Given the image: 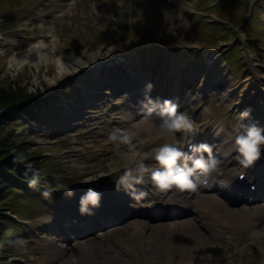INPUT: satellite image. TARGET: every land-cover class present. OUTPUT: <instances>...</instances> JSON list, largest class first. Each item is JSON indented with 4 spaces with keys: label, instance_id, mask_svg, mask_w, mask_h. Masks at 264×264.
I'll list each match as a JSON object with an SVG mask.
<instances>
[{
    "label": "rangeland",
    "instance_id": "obj_1",
    "mask_svg": "<svg viewBox=\"0 0 264 264\" xmlns=\"http://www.w3.org/2000/svg\"><path fill=\"white\" fill-rule=\"evenodd\" d=\"M16 1L17 15L6 14L0 20V77L24 83L33 95L57 92L50 120L31 122L21 138L42 152L49 169L47 177L59 187L50 190V197L39 192L18 197L22 206L18 209L24 213L12 215L17 225L0 241L5 263L56 264L51 257L55 246L77 244L65 264L97 254L101 258L94 264H264V225L255 227L261 239L235 246L208 233L195 221L194 212L157 222L146 219L142 211L90 237L67 240L57 234L66 218L60 219L73 207L77 209L78 198L89 185L107 195L116 175L130 162L123 152L131 149L127 145L117 147L109 140L114 126L136 134L135 143L142 146L137 148L144 153H151L162 141L152 124H143L146 119L138 115L140 109L126 111L127 103L124 99L120 102L122 89L108 81V75L124 81L138 103L146 82L158 87L160 84H155L162 80V91L173 94L176 76L183 75L189 86L183 88L185 97L176 94L182 103L179 111L187 112L203 127L225 134L224 141L243 108L250 110V118L264 125V108H260L264 104V57L251 54L248 43L261 48L254 33L257 30L264 35V7L259 10L255 32L247 29L244 35L240 25L232 26L241 41L245 64L244 77L237 81L224 67L212 64L216 53L211 48L223 41L218 38L221 32L214 30L216 24L211 23L222 19L209 0H66L55 11L44 6L45 0ZM140 39H145L143 47L136 45ZM101 82L116 88L105 91ZM104 92L108 96L98 101L94 93ZM157 98L162 99L160 94ZM9 110L1 109L0 113ZM153 140L156 145H151ZM62 184L75 189L71 198L60 190ZM128 207L135 211L136 203ZM187 223L190 230L183 229ZM137 225H145L142 236L134 233ZM191 240L195 243L183 250L185 241ZM107 247L113 252L105 256Z\"/></svg>",
    "mask_w": 264,
    "mask_h": 264
},
{
    "label": "clouds",
    "instance_id": "obj_2",
    "mask_svg": "<svg viewBox=\"0 0 264 264\" xmlns=\"http://www.w3.org/2000/svg\"><path fill=\"white\" fill-rule=\"evenodd\" d=\"M152 87L150 81L145 83L139 106L144 118L158 130V138L164 142L151 153H144L137 148L135 135L129 128L117 125L109 134V140L117 147L127 145L131 149L123 152L130 162L116 175L114 187L117 191L123 190L134 204L143 202L149 192L155 195L173 189L197 191L211 183L227 187L232 176L241 174L264 151V125L250 118L248 108L241 109L225 141L236 164L230 170L229 179L224 180L229 169L219 156L213 154L212 145L191 140L195 122L189 114L177 111V105L170 99L151 97ZM126 96L127 93L120 102ZM149 160L154 163H149ZM40 182L39 172L33 170L28 177L29 185L36 187ZM60 190L67 198L75 194V189L67 184H62ZM43 195L50 197L51 191L45 190ZM101 195L95 186L89 185L78 198V212L92 215L93 210L100 206Z\"/></svg>",
    "mask_w": 264,
    "mask_h": 264
},
{
    "label": "trees",
    "instance_id": "obj_3",
    "mask_svg": "<svg viewBox=\"0 0 264 264\" xmlns=\"http://www.w3.org/2000/svg\"><path fill=\"white\" fill-rule=\"evenodd\" d=\"M209 2L222 19L221 22L212 24H216L213 26L214 30L221 32L218 38L223 41L222 45H215L211 49L238 80V77L243 75L244 59L241 58L239 48L241 41L232 26L240 25L244 30V35H246L247 29L255 32L254 27L260 16L259 10L264 7V0H209ZM251 2L253 3L248 9ZM1 5L0 20L16 8L17 1L4 0ZM16 15V13L10 14L13 17ZM217 34L216 36H218ZM214 36L212 39L217 41L218 38ZM254 37L261 48L258 49L257 45L248 42L251 46L250 53L263 58L264 35L256 30ZM140 40L136 42V45L143 47L145 39ZM147 45L150 43L147 42ZM56 94L57 92L48 93L46 96L43 94L44 97L40 94L33 95L27 92L24 83L18 80H4L0 77V110L11 108L9 111L0 113V240L4 232L10 229V226L17 225V222L9 219L3 212L12 211L16 214H23V209H18L21 207L17 202L20 195L32 196L34 192H43L41 185H48L50 188L54 185L52 180L47 177L49 169L43 163L42 152L35 150L32 144L24 138L22 139L21 136L23 132L25 134L31 128L32 121H45L50 118V113L54 110L51 102H56ZM28 169L36 170L40 174L41 182L36 187L30 186L28 183V177L31 175ZM5 262L6 258L3 252H0V264H5Z\"/></svg>",
    "mask_w": 264,
    "mask_h": 264
},
{
    "label": "bare ground",
    "instance_id": "obj_4",
    "mask_svg": "<svg viewBox=\"0 0 264 264\" xmlns=\"http://www.w3.org/2000/svg\"><path fill=\"white\" fill-rule=\"evenodd\" d=\"M45 1L46 2L44 3V6H46V7L51 6L54 11L61 8L62 6H64L65 2H66V0H49V2H48V0H45ZM2 3H4V2L2 1ZM11 13H15L14 9L11 11ZM47 55H49L48 52H47ZM241 56H242V52H241ZM242 58L244 59L243 56H242ZM217 65H218V63H217ZM180 79L183 83L181 85H179V87H180L179 90L181 89V91H182L181 94L183 95V97H185V95H184L185 91L183 90V85H185L184 87L188 88L189 81L186 80V78L184 79L183 76H181ZM194 91H196V90H194ZM204 91L207 92V90H204ZM204 91H200L199 89H197V92H204ZM132 92H133L132 90L131 91L122 90V93L123 94L127 93V95L130 98H132L134 96L132 94ZM143 94L144 93L139 95L141 99H143ZM157 94H160L161 97L165 96V98L172 100L176 96L177 92L175 93V95L174 94H168L166 92H163L162 88L160 86H158V87L153 86L151 89V93H149V95L153 98H157ZM86 97H89V96H86ZM104 97H105L104 95L99 94V95H97L96 98H98V101H102V100H104ZM108 104L109 103L107 102V105ZM177 104L182 105L181 102H177ZM126 110H130V107H127ZM141 113H143V112L141 111ZM147 123L152 124L150 121H147ZM146 126H148V125H146ZM203 130L206 133H208L209 136L214 134V131H212L208 127H205ZM149 131H150V129H149ZM134 135L136 138L137 135L136 134H134ZM219 142H221L220 138H218L216 141H214V139H213L212 142H209L208 144L212 145V148H213L215 146V144L219 143ZM161 143H162V141H161ZM156 144H157V142L155 140H153L151 142V145H156ZM137 147L141 148L142 146L140 144H137ZM220 152H221V149L218 150V154H220ZM213 154H214V152H213ZM220 155H222V153ZM222 160H225V163L229 160H232L231 166H234L236 164V161L231 159L229 155L224 156L222 158ZM260 160L262 162H264V159H260ZM252 168H253V163L247 169L243 170L242 174L246 173L248 170H250ZM230 176H231V171L229 170L227 173H225L224 180L227 181ZM237 176H239V175H237ZM237 176L231 177V182L228 184V186L231 185V190L228 186L224 187L221 185L222 187H218V184H216V187L219 188L220 190L230 191L231 193L236 192V193L242 194L240 197V198H242L243 193H246L247 190L245 189V187L243 185L244 184L243 181L237 180L238 179ZM245 181H248L249 184H255V185H257V187L262 186L264 183V182H262L261 179H258L256 177H246ZM208 189L211 191H215L212 188H208ZM198 192L200 193V190H197L196 193H194V191H192V190H176V189H173V190H168V191L164 192L165 195L167 196L165 198H161L159 196L152 195V197H156L158 199H153V203L155 205L152 208H150L149 210L155 211L156 208L161 207V206L166 205V204L169 205L171 208L184 207L186 210L187 209L193 210L194 213L197 215V218L199 217V220L202 222V224H205L206 228H208V230H210V231H212L214 227L215 228H217V227L223 228L224 226H227L228 228L233 229L234 234L236 236H238L241 240L261 239L260 234L256 231L253 232V230H254V227L256 226L257 219L259 217H262L264 220V192L263 191H262V194L253 202V204L259 205L257 207H256V205H253L255 207L254 211L249 209V207L245 208L246 210L241 209V208H231L230 209L229 205H230V203H232V201L229 200L228 197L224 198V196H222V194H221V196H218L215 194L206 195V193L197 194ZM157 194L160 195L161 193H157ZM125 199H128L129 201H131L127 195H126ZM252 199H255V197ZM236 201L237 202L242 201L243 202L242 205H247L250 203V201H246L243 199H236ZM218 207L224 208L222 214L217 213ZM122 211H123V214H126V211L123 209V205L118 206V208H116L117 214L113 215L110 218V222L115 223L116 226L119 225L117 223L122 221L121 220V215H123L121 213ZM177 214H179V212H177L176 215ZM225 214H227L229 216V219H225ZM131 217H132V215L128 209L127 216H125L124 219L126 220L127 218H131ZM158 219L161 220V218H158ZM60 220H63V217ZM79 222L80 221H78V223ZM61 223L66 224L67 222L65 220H63V221H61ZM262 223H264V222H262ZM258 225H260V223ZM90 226H92V224H90ZM219 226H221V227H219ZM183 229L184 230L185 229L190 230L191 226L187 223L183 226ZM144 230H145V225H137V228L134 231V233H136L137 236H142ZM214 232H215V230H213V232L211 234L214 235ZM231 236H232V238H235L234 235H231ZM262 237H264V233L262 234ZM50 241H53V240L50 239ZM185 242L186 243L184 244V246L182 248L183 250H189V248H190L189 246L193 245L195 243V241H192V240L191 241H185ZM52 243H54V242H52ZM199 247H201L200 244L198 245V248ZM77 248H78L77 244L71 245V247H69V248L55 246L56 252H52L51 257H52V259L56 260V264H65V262L67 261L66 259L69 256V253L73 252ZM109 248L107 247V250H105V254H106L105 256L112 254L113 250L111 249V247H109ZM99 258H101V256L99 254H97V256L93 257V258L88 257L86 255L82 260L78 259L77 261H74V260L68 261V263L69 264H94L98 261Z\"/></svg>",
    "mask_w": 264,
    "mask_h": 264
}]
</instances>
